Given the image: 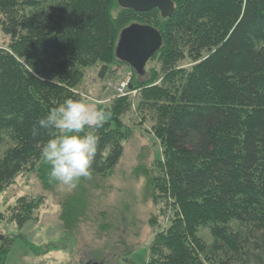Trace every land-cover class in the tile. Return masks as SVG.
<instances>
[{"label": "trees", "instance_id": "trees-1", "mask_svg": "<svg viewBox=\"0 0 264 264\" xmlns=\"http://www.w3.org/2000/svg\"><path fill=\"white\" fill-rule=\"evenodd\" d=\"M171 1L173 14L162 18L116 0H0V31L10 39L0 48V137L8 140L0 192L24 172L51 189L40 152L49 135L34 136L33 126L66 99L85 101L78 88L86 71L97 68L104 79L123 64L114 54L121 30L148 25L161 47L142 76L131 69L130 86L137 108L152 111L161 158L152 162L158 174H142L149 198L164 206L150 219L145 264H264V0ZM131 105L120 97L98 106L110 118L87 130L99 137L91 175L107 177L118 164L133 133L123 122ZM77 197L66 201L76 205ZM42 203L20 197L12 222L21 228ZM6 241L0 237V264Z\"/></svg>", "mask_w": 264, "mask_h": 264}, {"label": "rangeland", "instance_id": "rangeland-1", "mask_svg": "<svg viewBox=\"0 0 264 264\" xmlns=\"http://www.w3.org/2000/svg\"><path fill=\"white\" fill-rule=\"evenodd\" d=\"M45 7L51 8V1ZM9 41L0 31V48ZM181 65L189 69L191 63ZM148 66L158 67L154 62ZM131 75L125 64L112 66L104 79L98 77L97 68H90L78 88L85 101L96 108L109 106L115 98H131V109L123 122L133 133L109 176L81 178L78 187L71 190L50 183L51 189L45 190L37 175L24 172L0 192V237L10 241L4 264L146 263L154 233L150 219L164 203L156 207L149 198L142 170L152 167L158 174L152 162L161 158V151L151 131L152 111L137 108L138 92L131 89ZM126 78H130L128 86L118 92ZM7 142L0 137V158ZM72 194L79 196L76 205L66 201ZM20 197H41L43 203L18 228L11 220L10 208ZM159 221L166 224V217L160 216ZM199 235L207 243L212 241L207 228L200 229Z\"/></svg>", "mask_w": 264, "mask_h": 264}, {"label": "clouds", "instance_id": "clouds-1", "mask_svg": "<svg viewBox=\"0 0 264 264\" xmlns=\"http://www.w3.org/2000/svg\"><path fill=\"white\" fill-rule=\"evenodd\" d=\"M110 113L99 110L82 99H66L33 126V135L45 130L49 139L40 148L49 166L48 181L68 190L81 178L91 177L99 137L87 131L103 127Z\"/></svg>", "mask_w": 264, "mask_h": 264}, {"label": "water", "instance_id": "water-1", "mask_svg": "<svg viewBox=\"0 0 264 264\" xmlns=\"http://www.w3.org/2000/svg\"><path fill=\"white\" fill-rule=\"evenodd\" d=\"M122 9L148 12L157 9L162 18L174 12L171 0H116ZM161 37L157 30L148 25L130 24L121 30L115 46V58L142 76L148 60L160 49Z\"/></svg>", "mask_w": 264, "mask_h": 264}, {"label": "built area", "instance_id": "built-area-1", "mask_svg": "<svg viewBox=\"0 0 264 264\" xmlns=\"http://www.w3.org/2000/svg\"><path fill=\"white\" fill-rule=\"evenodd\" d=\"M129 81H130V78H126L125 79V82L120 86V88H119V91L118 92H122V90H124L125 89V87H127L128 86V84H129ZM125 92V91H124Z\"/></svg>", "mask_w": 264, "mask_h": 264}, {"label": "flooded vegetation", "instance_id": "flooded-vegetation-1", "mask_svg": "<svg viewBox=\"0 0 264 264\" xmlns=\"http://www.w3.org/2000/svg\"><path fill=\"white\" fill-rule=\"evenodd\" d=\"M88 264H96V263L91 261V262H88Z\"/></svg>", "mask_w": 264, "mask_h": 264}]
</instances>
